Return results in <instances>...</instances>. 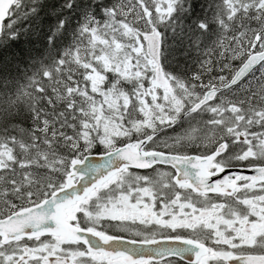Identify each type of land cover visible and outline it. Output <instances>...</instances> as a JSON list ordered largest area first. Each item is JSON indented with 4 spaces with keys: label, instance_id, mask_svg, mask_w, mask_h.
I'll list each match as a JSON object with an SVG mask.
<instances>
[{
    "label": "snow or ice",
    "instance_id": "6c2138e0",
    "mask_svg": "<svg viewBox=\"0 0 264 264\" xmlns=\"http://www.w3.org/2000/svg\"><path fill=\"white\" fill-rule=\"evenodd\" d=\"M181 262L264 264V0H0V264Z\"/></svg>",
    "mask_w": 264,
    "mask_h": 264
},
{
    "label": "flooded vegetation",
    "instance_id": "af4514ba",
    "mask_svg": "<svg viewBox=\"0 0 264 264\" xmlns=\"http://www.w3.org/2000/svg\"><path fill=\"white\" fill-rule=\"evenodd\" d=\"M181 263H183V262H181ZM184 264V263H183Z\"/></svg>",
    "mask_w": 264,
    "mask_h": 264
},
{
    "label": "trees",
    "instance_id": "16d2710c",
    "mask_svg": "<svg viewBox=\"0 0 264 264\" xmlns=\"http://www.w3.org/2000/svg\"><path fill=\"white\" fill-rule=\"evenodd\" d=\"M181 264H183V263H181Z\"/></svg>",
    "mask_w": 264,
    "mask_h": 264
},
{
    "label": "water",
    "instance_id": "95a60500",
    "mask_svg": "<svg viewBox=\"0 0 264 264\" xmlns=\"http://www.w3.org/2000/svg\"><path fill=\"white\" fill-rule=\"evenodd\" d=\"M98 162V161H97ZM184 263V262H183Z\"/></svg>",
    "mask_w": 264,
    "mask_h": 264
}]
</instances>
